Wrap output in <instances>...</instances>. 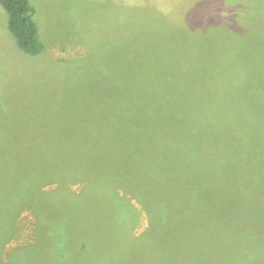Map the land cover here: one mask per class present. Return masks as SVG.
<instances>
[{
	"label": "rangeland",
	"instance_id": "obj_1",
	"mask_svg": "<svg viewBox=\"0 0 264 264\" xmlns=\"http://www.w3.org/2000/svg\"><path fill=\"white\" fill-rule=\"evenodd\" d=\"M30 1L36 56L0 5V108L15 123L25 113V133L53 152L42 177L80 194L89 181L69 179L88 174L109 194L85 198L91 220L61 195L60 235L43 246L24 204L0 226V264H88L84 242L97 264H264V0ZM209 149L207 173L192 174ZM90 228L102 238H81Z\"/></svg>",
	"mask_w": 264,
	"mask_h": 264
},
{
	"label": "trees",
	"instance_id": "obj_2",
	"mask_svg": "<svg viewBox=\"0 0 264 264\" xmlns=\"http://www.w3.org/2000/svg\"><path fill=\"white\" fill-rule=\"evenodd\" d=\"M0 5L8 13V27L11 33L13 34L14 39L16 41V45L19 47L20 51L30 56H36L41 54L45 49V45L39 35V27L35 19L36 9L35 6L32 4V1L0 0ZM188 74H190L189 71ZM1 100L2 104H0V107L3 105V98H0V101ZM6 111L8 110L0 108V220L5 223L3 224L0 221V226L2 227V229H8V231H10V229H12L13 222L15 216L18 213V210L20 211V208L24 204H31L30 207L35 210L38 214L40 224L39 228L41 229L40 233L37 236V242L39 246H43L44 243L41 238H52V236L57 237L60 235L59 224H57L56 226V221L58 220V218L52 216L51 212L56 213L61 210V204H63L61 201V195L68 193L71 196V198H69L68 200L67 198L65 199V203L63 205L70 204L79 206L82 210L87 209V211L85 212L86 217L82 219L91 220L93 218L92 210L95 209V202L90 205H87L85 198H92V194L94 193L99 195V197L101 198L100 200H105L107 194L109 193L105 189H103L104 195H101V189L96 192L91 191L89 185H91V183L94 184L100 181L95 177L94 179L96 180V182L94 180L92 182L91 180L94 176L90 177V175L88 174H86L85 176H80L76 174L69 179L74 180L77 178H84L89 181V185H86L85 189L80 194H75L74 192L70 191L69 182L66 183V185L68 186L67 188L69 189H62V179L57 178L59 176L42 177V171H44V169L40 165V161L43 159V154L47 155L48 157H51L53 156V152L47 150L45 148V145L41 143L42 138L40 137V134L34 136L35 134L32 135L29 133L28 135L25 133L26 130L29 128V126L24 125L26 123L21 122L25 118V113H23L22 116H19L20 119L18 118V122L15 123L14 119H12V115ZM103 122L107 123L110 122V120L103 119ZM94 129L95 131L97 130V128L95 127L91 128V130ZM31 132H33V130H31ZM37 137L39 138V140L36 143V146L29 145L30 141L35 143ZM96 149H98L101 153L102 150L105 151L106 147H97ZM211 154L213 155L212 152L210 153L209 149V153L207 154L208 159H201L202 169L201 166L197 164L196 167L191 165L192 174L194 173V170H200L203 173H207L205 172V167L207 166L206 163L207 161H213L214 159V157L212 159ZM254 163L257 166L260 164V162ZM100 166L102 167L100 169V172L102 174H105L104 167L102 165ZM209 166L211 168L213 166V162H210ZM94 168L96 174H98L99 165L95 163ZM208 171L210 170L208 169ZM45 172L46 170L44 171V173ZM258 176L262 177L261 175ZM51 180L58 181L60 183L59 187L53 191L44 190L42 185ZM207 185L209 187H217V165L215 173L212 174V176L208 179ZM90 192L92 193L90 194ZM97 209H99V207ZM88 215H92V218L89 219L87 217ZM198 228L199 227H197V229ZM3 232L4 231L2 230V233ZM81 238L102 237H99L94 232L93 228H90V231L87 232V234L85 236H82ZM149 238H153L152 235L149 236ZM198 238H201V236L199 235ZM101 247L103 248V244H101L98 249L100 248L99 250H101ZM83 248L91 250L89 252V256L93 260L88 264H97L99 256L92 254V252L95 251L94 244L92 245L88 242H84ZM124 256L125 255H123V257ZM123 257L120 255L115 256V259L117 260L114 261L115 259H113L112 261L114 262H112V264H138L137 259L134 255L132 256L131 261L124 263H122L123 261H125ZM160 261L161 264H169L168 259L165 257H161ZM195 263L200 264V260L197 258Z\"/></svg>",
	"mask_w": 264,
	"mask_h": 264
}]
</instances>
